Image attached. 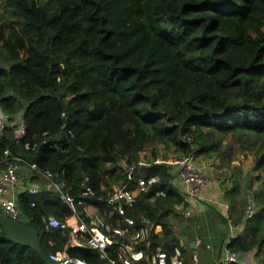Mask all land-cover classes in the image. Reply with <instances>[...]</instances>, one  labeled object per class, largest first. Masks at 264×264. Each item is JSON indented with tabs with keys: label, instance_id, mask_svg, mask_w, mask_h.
I'll use <instances>...</instances> for the list:
<instances>
[{
	"label": "trees",
	"instance_id": "obj_1",
	"mask_svg": "<svg viewBox=\"0 0 264 264\" xmlns=\"http://www.w3.org/2000/svg\"><path fill=\"white\" fill-rule=\"evenodd\" d=\"M0 107L14 123L21 116L26 129L19 143L12 130L2 133L0 168L8 150L54 172L75 194L84 183L108 197L146 145L221 155L227 134L242 137L243 148L253 145V169L263 170L264 0H0ZM43 132L62 149L25 147ZM139 174L159 177L127 210L137 225L150 222L137 247L147 253L162 243L170 256V216L184 199L173 166L152 162ZM31 182L43 189L19 192L18 204L43 249L108 264L96 249L71 245L67 231L44 228L43 216L64 219L72 209L40 177ZM237 184L224 193L233 225L242 227L228 248L264 264V189L240 196ZM158 190L164 194L152 199ZM0 264L47 263L0 226Z\"/></svg>",
	"mask_w": 264,
	"mask_h": 264
},
{
	"label": "built area",
	"instance_id": "obj_2",
	"mask_svg": "<svg viewBox=\"0 0 264 264\" xmlns=\"http://www.w3.org/2000/svg\"><path fill=\"white\" fill-rule=\"evenodd\" d=\"M10 129L17 143L26 135V129L20 116L14 123L9 115L0 107V136ZM72 135L70 131H67ZM40 143H47L54 149H62V142L56 139L48 141V133L35 134L33 141L24 143L26 148H36ZM6 164L0 168V210L8 217L25 223L28 215L24 213L18 204V194L23 190L29 193H38L43 188L40 184L31 182L33 176L40 177L48 185L52 186L60 195V198L72 209V214L64 219L54 215L42 217V223L46 230L58 228L68 232L71 245H84L94 248L99 256L108 264H168V258L173 264H197L198 254L187 253L189 245L186 240L178 236L173 230V250L168 256L167 249L162 243L156 244L147 253L137 245L149 238L150 222L143 218L139 225L133 216L127 213L128 208L138 204V197L158 180V175L148 177L139 174V169L146 165L142 159H137L126 167V180L122 185L113 187L112 193L106 197H96L92 188L82 183L79 193H72L71 187L63 179H58L54 172L41 169L36 162H31L23 157L9 155L5 150ZM156 163H167L173 166L175 175L179 176L177 190L183 196V201L176 205L175 215L186 218L192 212H202L206 205L211 204L210 199H204L202 191L209 183L205 173L208 163L200 161L194 154L173 155L169 159H152ZM134 181V183H132ZM163 191H156L152 199L157 195H163ZM96 202L107 203L104 211L98 209L90 211L89 207ZM35 204L32 202V205ZM188 204V205H187ZM191 205V206H190ZM212 205V204H211ZM218 211L225 220V237L220 243V248L215 252L210 264H243L237 251L228 248L233 236L234 225L230 214L231 204L227 201L216 202ZM78 207H81L80 209ZM216 207V206H215ZM250 205H247V210ZM159 224L155 225V228ZM50 246L54 245L53 239H48ZM193 243L196 246H204V249L213 254V245L205 242L199 234L195 235ZM53 259L64 258L78 264H84L80 259L68 257L67 253L57 251L49 254Z\"/></svg>",
	"mask_w": 264,
	"mask_h": 264
},
{
	"label": "crops",
	"instance_id": "obj_3",
	"mask_svg": "<svg viewBox=\"0 0 264 264\" xmlns=\"http://www.w3.org/2000/svg\"><path fill=\"white\" fill-rule=\"evenodd\" d=\"M140 156V155H139ZM155 159V158H154ZM214 170L210 169V166L206 167L205 173L208 175L209 183L204 187L202 191V196L204 199L209 200V205L205 206L204 211L202 212H192V214L186 218L174 217V213L170 216V221L173 227V230L177 233L178 236L183 237L186 240V243L189 245L187 253H197L198 254V263L197 264H210L212 257L215 252L220 248V243L225 237L226 231L224 221L219 218L218 206L216 202L219 203L222 199H225L224 193L229 187H225L222 184V174L213 173ZM176 179L179 182V176L176 175ZM218 179H222L219 182ZM223 196V197H222ZM188 205V204H187ZM191 206V205H190ZM216 206V207H215ZM214 207L216 210H214ZM90 211L96 209L99 210L97 205H91L89 207ZM156 225V224H155ZM242 230L241 226H235L233 229V235ZM155 233L161 234L162 226L159 224L155 228L153 227ZM201 235L205 242H210L213 245V254L210 251L204 249V246H196L193 243L195 235ZM240 255L241 263L243 264H258L253 252H238Z\"/></svg>",
	"mask_w": 264,
	"mask_h": 264
},
{
	"label": "rangeland",
	"instance_id": "obj_4",
	"mask_svg": "<svg viewBox=\"0 0 264 264\" xmlns=\"http://www.w3.org/2000/svg\"><path fill=\"white\" fill-rule=\"evenodd\" d=\"M245 140L242 137H235L231 134H227L222 139L221 151L222 154L214 153L211 155L199 156L200 161H206L213 173L222 174L223 180L218 179L219 182L222 180V184L225 187H230L232 183L238 181V187L240 196H246L248 191L252 188L264 189V169L255 170L254 166V154L253 145H247L245 148L242 146L245 144ZM154 150L157 155L154 157ZM139 158L142 159L146 165L152 163V159H164L167 160L171 156L175 155L173 148L166 149L163 144L158 143L155 145H146L145 148L140 151ZM123 165L125 163L123 162ZM251 185L248 188V185ZM233 186V185H232ZM223 197V196H222ZM231 204L228 199H222ZM214 208V207H212ZM214 210H216L214 208ZM231 215V214H230ZM177 217V215H173ZM231 217V216H230ZM225 222V220H223ZM225 224V223H224ZM223 224V225H224Z\"/></svg>",
	"mask_w": 264,
	"mask_h": 264
},
{
	"label": "water",
	"instance_id": "obj_5",
	"mask_svg": "<svg viewBox=\"0 0 264 264\" xmlns=\"http://www.w3.org/2000/svg\"><path fill=\"white\" fill-rule=\"evenodd\" d=\"M0 226L11 241L31 247L47 264H78L64 258H51L49 253L43 249L40 243L39 233L34 227L14 220L2 212H0Z\"/></svg>",
	"mask_w": 264,
	"mask_h": 264
}]
</instances>
